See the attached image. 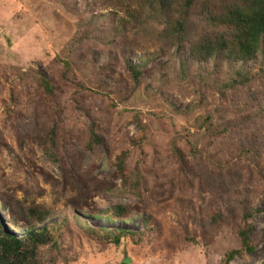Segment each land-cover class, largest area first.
<instances>
[{"label":"rangeland","instance_id":"374dc122","mask_svg":"<svg viewBox=\"0 0 264 264\" xmlns=\"http://www.w3.org/2000/svg\"><path fill=\"white\" fill-rule=\"evenodd\" d=\"M95 1L0 0V232L25 236L37 207L49 215L33 228L53 238L39 264H221L239 248L247 199L256 248L230 264H264V79L223 90L230 67L219 72L186 54L198 31L180 54L158 39L161 27L136 44L132 32L111 34L115 16ZM124 61L154 76L131 91ZM57 111L51 158L39 137ZM89 118L104 140L94 151L81 137ZM225 204L231 214L215 224ZM118 207L127 212L117 219ZM114 231L126 233L118 246Z\"/></svg>","mask_w":264,"mask_h":264},{"label":"trees","instance_id":"16d2710c","mask_svg":"<svg viewBox=\"0 0 264 264\" xmlns=\"http://www.w3.org/2000/svg\"><path fill=\"white\" fill-rule=\"evenodd\" d=\"M95 6V9L103 7L115 16L111 34L126 39V35L132 32L136 44L140 42L139 38L143 37L141 34L148 33L150 27L157 29L161 27L158 39L164 41L165 45L176 44L177 52L180 54L183 43L189 40V35L198 31V34H194L197 38L193 39L195 41L186 54L192 63H212L215 70L219 72L226 66L230 67L229 70L232 73L230 76L234 75V80L222 87L223 90L228 87L234 88L235 84H247L255 76L264 79V0H97ZM193 17L197 18V22L205 28V33L196 27L191 29L192 23H195L192 22ZM93 25H95L94 21L88 23V26ZM138 33L141 34L138 36ZM82 39L83 36L75 38L73 45L80 43ZM122 45L120 52L128 48L127 43L124 42ZM71 55L72 53L68 51L69 59ZM64 63L66 72L72 73V62ZM124 66L128 79L132 83L131 91L139 87L148 76H154L145 72L139 65H131L124 61ZM183 74H186L185 71ZM106 82L104 80L105 85H107ZM40 83L45 92L53 97L55 88H53L52 80L41 75ZM115 83L111 84L112 89H117L120 81ZM94 87L95 90L98 89ZM82 113L89 117L87 113ZM54 120H56L55 127L50 128L42 138L39 137L51 158L58 145L56 142L58 127L62 124L58 111ZM94 121L89 118V123L82 130L81 137L85 139L84 147L88 151H94L95 147H103L104 140ZM115 164L118 173L125 179L123 158H117ZM224 207V211L218 210L214 215L215 224L226 219V212L231 214L229 205L225 204ZM37 209V207L29 209L30 216L37 215V217L33 221L28 220L26 224L31 225L32 228L22 238L0 232V264H39V248L52 243L53 238L46 226L40 230L33 228L44 224L49 215L46 212L40 214ZM238 211L242 216L241 225L236 232L239 248L228 251L221 264H230L237 256L253 253L256 248L254 244L257 236L249 223L253 211L249 210L247 199L239 204ZM126 212L127 207H118L117 219L125 216ZM11 224L17 227V221L12 220ZM114 234L110 241L118 246L126 233L114 231ZM123 264H126V260Z\"/></svg>","mask_w":264,"mask_h":264}]
</instances>
